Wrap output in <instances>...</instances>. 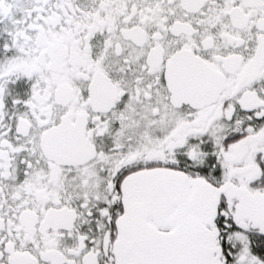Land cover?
I'll return each instance as SVG.
<instances>
[{
	"label": "snow or ice",
	"instance_id": "snow-or-ice-1",
	"mask_svg": "<svg viewBox=\"0 0 264 264\" xmlns=\"http://www.w3.org/2000/svg\"><path fill=\"white\" fill-rule=\"evenodd\" d=\"M0 264H264V0H0Z\"/></svg>",
	"mask_w": 264,
	"mask_h": 264
}]
</instances>
